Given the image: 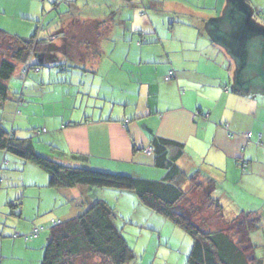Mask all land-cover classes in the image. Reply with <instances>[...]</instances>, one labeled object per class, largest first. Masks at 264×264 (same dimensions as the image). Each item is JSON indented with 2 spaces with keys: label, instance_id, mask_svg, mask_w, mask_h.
Listing matches in <instances>:
<instances>
[{
  "label": "rangeland",
  "instance_id": "rangeland-1",
  "mask_svg": "<svg viewBox=\"0 0 264 264\" xmlns=\"http://www.w3.org/2000/svg\"><path fill=\"white\" fill-rule=\"evenodd\" d=\"M117 1L121 6L128 3L129 6H134L121 9L124 10V21L120 9L110 8ZM256 1L264 4V0H245V3L253 24L264 28L263 20L258 17L251 4ZM143 2L0 0V60L10 59L15 46L13 39L2 36L3 33L30 39L37 32L38 38L50 39L46 51L36 53L33 57L34 62L44 60V72L30 71L26 75L24 64L18 63L16 72L8 81L9 99L0 107V124L4 129L15 132L18 138H32L36 151L50 158L46 150H41L44 146L40 136L46 135L44 128L49 129L50 136L52 122H66L70 119V113L78 115L95 108V96H85L82 93L86 91L83 89L84 85H80L85 74L83 69H92L93 62L84 59L80 51L85 46L82 41L85 38H76L77 35L103 36L101 43L104 50H115L106 53L103 62L111 58L119 67L122 66L123 71L119 68V77L137 95L141 83L145 85V89L148 88L144 80H139L141 74L145 77L153 75L148 67L153 69L157 66L156 63H161L157 62L161 59L160 52H163L158 42L161 41L168 51L180 53L182 46L175 40V36L182 35L192 39L185 43L194 48L197 44L203 45L206 42H199V35L216 33L215 29L212 32L210 22L218 11L212 9L213 5L184 2L180 7L173 0H166L167 3L164 0ZM101 20L104 22H100ZM228 22L227 26L231 31L233 25ZM136 30H143L144 35L139 36L140 33L135 32ZM51 35L58 39L52 40ZM263 40L262 37H256L255 43L258 46L254 47L252 43L248 46V58L254 63L261 60ZM141 50H145V58L151 62L142 59L139 54ZM49 71L53 73L51 76ZM252 74L259 77L254 71L248 74L249 77H253ZM43 77L46 79L41 82ZM162 79L166 80L164 77ZM72 81L75 82L74 85H70ZM0 178V233L3 232L0 236V264H41L52 226L50 218H76L101 198L114 209V221L134 252L135 257L128 264L188 262L193 245L192 237L172 221L144 205L133 190L89 186V192L78 185L52 188L49 186V174L45 170L3 150H0ZM190 187L189 185L186 190ZM194 193L196 192L189 195L191 201L201 203V208L194 217L204 227H218L222 221H218L213 210L208 209L205 198L202 200L200 195ZM35 226L44 227L45 230L36 237L26 239L25 235ZM39 237V243L30 245L32 240ZM87 264L101 262L92 258Z\"/></svg>",
  "mask_w": 264,
  "mask_h": 264
},
{
  "label": "crops",
  "instance_id": "crops-1",
  "mask_svg": "<svg viewBox=\"0 0 264 264\" xmlns=\"http://www.w3.org/2000/svg\"><path fill=\"white\" fill-rule=\"evenodd\" d=\"M173 2L180 7L184 2L213 5L212 9L218 10L214 19H221L229 8V0ZM251 4L264 22V4L257 1ZM124 7L134 8L129 3L121 6L119 1L110 6L118 10ZM121 11L124 21V10ZM138 31L144 34L143 30L135 32ZM82 37L85 46L80 52L93 65L92 69L82 68L85 74L80 85H84L85 96H95V108L78 115L70 113L66 122H52L50 136L49 129L44 128L46 135L40 136L44 146L41 150L62 164L156 180L163 178L165 172L155 165L152 151H146L151 139L158 136L182 143L184 154L178 165L188 175L198 172L203 179L215 180L213 196L222 205L225 217L232 219L246 211L261 216L262 224L252 232L251 238L256 244L255 255L264 264V82L250 84L246 78L249 83L243 81L244 88H237L234 86L237 61L213 35H199V42H206L194 48L185 43L192 39L179 35L175 40L182 46L180 53L168 51L158 42L163 50L157 61L161 63H156L153 69L148 67L153 75L141 74L139 80H144L148 88L141 83L135 95L119 77V68L123 71V67L111 58L103 62L106 53L115 52L104 50L103 36L77 35L76 38ZM51 38L58 39L55 35ZM42 49L43 53L47 48ZM139 54L151 62L145 58V50ZM41 63L45 65L44 60ZM170 71H174L170 83L163 81L162 77L166 79ZM52 74L49 71V76ZM45 79L41 78V82ZM247 133H251L250 137L245 136ZM78 186L89 192L92 187ZM50 221L66 220L51 217ZM40 239L32 240L30 245L39 243Z\"/></svg>",
  "mask_w": 264,
  "mask_h": 264
},
{
  "label": "trees",
  "instance_id": "trees-1",
  "mask_svg": "<svg viewBox=\"0 0 264 264\" xmlns=\"http://www.w3.org/2000/svg\"><path fill=\"white\" fill-rule=\"evenodd\" d=\"M3 34L11 37L15 46L10 59L0 60V107L9 99L8 81L16 72L18 63L24 64L26 75L30 71L39 72L45 65L34 62L33 57L41 53L48 43V39L38 38L37 32L30 39ZM150 148L155 165L165 170V176L159 180L59 163L39 154L32 138H18L13 131L5 130L0 124V150L45 170L49 174L50 187L82 185L135 191L144 205L192 237L187 264H263L255 255L256 244L251 238L252 232L262 224L261 216L246 211L232 219L226 218L222 205L213 196L215 180L203 179L198 172L188 175L178 165L179 158L184 154L182 143L155 136L150 141ZM189 185L190 189L186 190ZM193 191L202 200L205 198L208 209L213 210L218 221H222L218 227H204L194 217L201 203L191 201L189 195ZM33 229L25 235L26 239L41 233L33 235ZM16 235L21 236L20 233ZM134 257L133 250L114 221V209L99 200L82 215L51 226L41 264H87L92 258L98 259L101 264H128Z\"/></svg>",
  "mask_w": 264,
  "mask_h": 264
},
{
  "label": "water",
  "instance_id": "water-1",
  "mask_svg": "<svg viewBox=\"0 0 264 264\" xmlns=\"http://www.w3.org/2000/svg\"><path fill=\"white\" fill-rule=\"evenodd\" d=\"M228 21L233 25L231 31L227 26L229 23ZM253 23L254 22L251 20V13L248 10L245 0H229V8L224 13V16L221 19H214L211 21L212 32L214 29L216 32L213 37L222 46L227 48L237 61L238 71L235 74L234 86L241 89L244 88L243 81H246V78H248L250 84L256 83L257 81L264 82V40L261 45L262 53L260 62L254 63L248 58L249 44L252 43L254 47H257L258 44L255 43V38L262 37L264 39V28ZM252 71L256 74L258 73L260 78L253 76V74V77H249L248 74Z\"/></svg>",
  "mask_w": 264,
  "mask_h": 264
},
{
  "label": "built area",
  "instance_id": "built-area-1",
  "mask_svg": "<svg viewBox=\"0 0 264 264\" xmlns=\"http://www.w3.org/2000/svg\"><path fill=\"white\" fill-rule=\"evenodd\" d=\"M174 77V71H170L169 74L166 76V80H171ZM251 133H247L245 136L246 137H250ZM147 152H151V148H147L146 149ZM2 181V179L0 178V182ZM58 223H60V221H53L52 225H57ZM45 228L44 227H35L33 229V235H38L41 231H43Z\"/></svg>",
  "mask_w": 264,
  "mask_h": 264
}]
</instances>
